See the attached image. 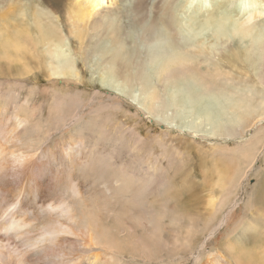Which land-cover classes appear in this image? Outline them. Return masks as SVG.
<instances>
[{
    "label": "bare ground",
    "instance_id": "6f19581e",
    "mask_svg": "<svg viewBox=\"0 0 264 264\" xmlns=\"http://www.w3.org/2000/svg\"><path fill=\"white\" fill-rule=\"evenodd\" d=\"M61 1L0 0V264H264V0Z\"/></svg>",
    "mask_w": 264,
    "mask_h": 264
},
{
    "label": "rangeland",
    "instance_id": "374dc122",
    "mask_svg": "<svg viewBox=\"0 0 264 264\" xmlns=\"http://www.w3.org/2000/svg\"><path fill=\"white\" fill-rule=\"evenodd\" d=\"M30 1V0H29ZM68 0H64V1H61V3H63L64 4V2H65V4H67L66 2H67ZM149 1L150 0H145L144 2L142 1V0H138L136 3H140V4H142L141 5V10H139V9H137L136 8V6H135V9H133L135 12H138L140 15H141V13H142V15H144V12H145V10H146V7L147 8H149V5H148V3H149ZM181 4H183V7H184V5L186 4V1H181ZM208 4H209V2H208ZM201 5H203V2H202V0H194L193 1V3H192V6H196V7H198V6H200V8H203V6H201ZM145 6V7H144ZM186 7H185V9L184 10H186V11H184V10H181V12L182 13H184V15H189L188 14V12L190 13L191 12V10H192V7H190L189 6V4L187 3L186 5H185ZM145 9V10H144ZM60 10H61V14H64V7H63V5H62V7L60 8ZM144 10V11H143ZM63 11V12H62ZM184 11V12H183ZM120 14L122 15V16H120L119 17V19H121V23H122V27H123V29L125 30V31H127V32H130V31H137L138 30V26H136L134 23L133 24H131L130 22V20L132 19L131 18V14H132V16H134L133 15V13H130L129 14V11L128 10H126V11H120ZM137 16V15H136ZM141 23H142V21H141ZM125 31H124V34H125ZM75 46H77V44L75 45ZM76 48V47H75ZM81 64V63H80ZM78 68H79V71L83 74V75H86V77H88V75L90 76V72H88L87 70H85L84 69V67L82 66V64L81 65H78ZM86 72V73H85ZM95 76V75H94ZM39 80H41V77H39L38 78ZM24 87H22V85L20 86L19 85V87H17V85L15 86V91L19 94V96L20 97H22V96H25L26 94L28 95V93H29V88H30V84H28V85H23ZM20 88H21V90H20ZM17 89V90H16ZM36 94H38V96L36 95ZM35 94V96H37L39 99L38 100H44V99H46V94H41V93H36ZM39 95H40V97H39ZM182 111H184V112H186L185 110H182ZM187 113V112H186ZM119 119H121L123 122H125L126 121V119L128 120V121H130V119L129 118H126V119H124L123 117H119ZM181 121H182V118L181 117H178V118H176V123H177V125H180L181 124ZM139 129V128H138ZM159 136H162V135H165V133L167 132V130H165V129H162V127H161V125L159 126ZM140 132H141V135L142 136H146V137H148L149 136V133H150V129H149V127H147V126H142L140 129ZM188 137V136H187ZM178 141H180V139H178ZM181 142V144H179L178 145V148H180V149H178V148H175V149H171V150H175V151H177L178 153H180L181 155H182V157L183 158H181L180 159V162L179 163H175L174 164V166H175V168L176 167H184V169L186 170V172H185V174H187L186 175V180H188V181H190L191 182V186L194 184V180H192L189 176L192 174V173H195V172H198L199 171V168H198V166H199V162H196V163H191V164H189L188 165V161H189V155H188V153L186 152V154H184L183 153V149L185 150L186 149V146H187V144H186V142H184V141H180ZM203 164H206V163H203ZM207 165V164H206ZM189 170H191V173H189L188 171ZM250 182H252V180L250 181ZM200 200V195H198V198H197V201H199ZM261 205H262V203H258V202H255V204L251 207V208H249L248 210H244V211H242V214H243V216H245L246 218H247V220H251V218H256V220L257 221H261V219L260 218H257L256 216H255V214H253V211H254V207H261ZM261 233V232H260Z\"/></svg>",
    "mask_w": 264,
    "mask_h": 264
}]
</instances>
